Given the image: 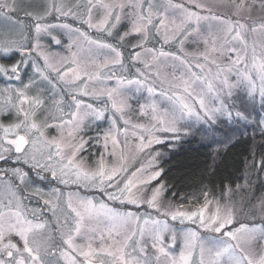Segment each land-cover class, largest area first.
Instances as JSON below:
<instances>
[{
  "label": "snow or ice",
  "instance_id": "1",
  "mask_svg": "<svg viewBox=\"0 0 264 264\" xmlns=\"http://www.w3.org/2000/svg\"><path fill=\"white\" fill-rule=\"evenodd\" d=\"M0 21V53L20 57L0 75L21 81L0 88V264H264V195L250 180L185 206L151 187L154 160L129 164L194 122L254 124L264 148V0H0ZM61 35L67 55L42 43ZM30 171L75 191L33 189Z\"/></svg>",
  "mask_w": 264,
  "mask_h": 264
},
{
  "label": "trees",
  "instance_id": "2",
  "mask_svg": "<svg viewBox=\"0 0 264 264\" xmlns=\"http://www.w3.org/2000/svg\"><path fill=\"white\" fill-rule=\"evenodd\" d=\"M3 121L8 123L9 119L3 118ZM247 128L238 126L239 133L216 150L192 135L180 139L173 148L162 144L165 153L159 157L157 166L162 170L158 182L167 189L164 198L180 202L203 191H209L211 198L218 197L240 184L249 161L255 159L253 153L260 158L264 153V148L259 146L261 136L259 140ZM96 150L98 153V147Z\"/></svg>",
  "mask_w": 264,
  "mask_h": 264
},
{
  "label": "rangeland",
  "instance_id": "3",
  "mask_svg": "<svg viewBox=\"0 0 264 264\" xmlns=\"http://www.w3.org/2000/svg\"><path fill=\"white\" fill-rule=\"evenodd\" d=\"M26 3H32L34 5L39 4L40 0H25ZM20 17L23 18V14L20 13ZM49 22H56V21H49ZM69 23H73L74 25H77L79 22L78 21H72L71 18H69L68 20ZM23 23L25 25L29 24L30 21L27 19L23 20ZM0 26H3V22L0 21ZM126 29V24H122L120 26V31L123 32ZM56 34H59L56 33ZM61 40H62V44L57 46L54 44H51V42L49 41V39L45 38L42 43H44L45 45H49V50L51 52L54 53H60L61 55H67L66 51H65V46L67 44V37L61 35L60 36ZM19 54L18 53H11L9 55H4L2 53H0V64H5V65H11L13 63H15L18 59H19ZM32 75V70L30 67H25L24 70L21 73V78L22 81L26 82L28 77ZM7 84H13L16 86H20L21 81H16V80H7L3 75H0V88L4 87ZM147 96V93H144V97ZM141 102H144V98L141 97ZM191 102V101H189ZM135 106V105H134ZM257 111H259V104L257 103ZM110 115V114H107ZM103 119V120H97L94 123L91 124L90 129L86 130V134L82 133V135H84V139H88L90 136L91 137H95L97 135V133H100L101 136L103 134L104 131H106L109 128V120L107 118ZM3 119L4 117H0V119ZM244 126V127H248V131L255 137H257L259 140V129L255 127L254 124H245L244 122L240 121V122H224V123H220L216 126L213 127H209L208 124L203 123V122H194V126L191 129V134L192 136H195L196 138H198V140L202 141V142H206L211 144L213 149H219L221 147H223L224 145H226L235 135H237L239 132H237V127L238 126ZM92 130L91 133L89 134L88 131ZM238 130H242L241 128H239ZM56 130L54 129H50L48 132L49 136H55ZM189 135H182L180 137V139H182L183 137L189 136ZM162 139H164V143L163 144H167V148H173L176 143L180 140H173L171 138V134H169L168 136H162ZM257 140V141H259ZM162 144H157V145H153L152 149L150 151H145L144 153L141 154H137L136 158L134 160L130 159L129 160V164L131 167V170H135V168H139L141 165L144 166H148L149 165V161L150 160H154V163H152L150 171H157L160 170V168H158L157 164H158V160L159 157L164 154V150L161 148ZM90 147V149H88ZM97 147H98V153H97ZM103 144L102 141L100 144H96L95 142L90 143L89 146H86V151L84 153V155L87 156H91V162L95 161L98 158V155L103 152ZM255 161L257 162V167L253 168V159L249 161L248 163V167L245 170V173L243 174V179L242 182L238 185H243L245 183V178H247L248 180L251 181V189L253 191L256 192L257 196L260 195H264V171H260L259 167H258V162L261 159L259 156H255ZM12 162H10L11 165ZM16 166H20L23 167L25 171H28V167L27 165H16ZM0 167H4L3 162H0ZM29 176L31 178L32 181V185L31 187L34 189L36 187H39L41 189H43L45 192H47L49 189H51L52 187H60L63 191H65V193L69 190L75 191L74 187H70V188H65V186L63 185H59L58 182L56 181H51V178L49 177L48 179L45 180H39L36 177L35 172H29ZM159 184H161V182H158V178L157 180L153 181L151 184V187H157ZM236 187H234L233 189H235ZM82 192L84 190H81ZM226 191V190H225ZM224 191V192H225ZM246 195V193L244 192H240L238 194L235 195L234 200L235 201H240L241 197H244ZM198 196V197H196ZM222 196V195H221ZM221 196L215 197L217 199H219ZM196 197V198H195ZM197 198H199V200L197 201ZM211 198V197H210ZM165 199V198H164ZM197 201L198 203H202L203 202V198H202V192L196 193L192 196H189L186 200L182 199V201H176V202H172L173 204H184L185 206H188V202L189 201ZM165 202H169V200L165 199ZM25 203L28 205V207H32V208H36V207H40L43 204L42 200H39L37 197L32 196L30 199L26 200ZM223 203V201H222ZM113 206H116L115 204H113ZM128 208L135 211V206L132 205H128ZM214 210V207H213ZM141 212H152L151 209H148L147 206H143L140 209ZM49 216L51 215L50 213L48 214ZM153 215H155V213L153 212ZM239 219L241 220V222L244 221V217L240 216ZM175 224L177 227H182L179 222H171ZM186 224L188 222H185Z\"/></svg>",
  "mask_w": 264,
  "mask_h": 264
}]
</instances>
